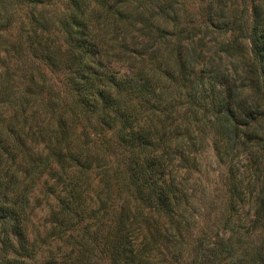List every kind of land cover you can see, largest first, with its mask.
Wrapping results in <instances>:
<instances>
[{"label": "trees", "instance_id": "16d2710c", "mask_svg": "<svg viewBox=\"0 0 264 264\" xmlns=\"http://www.w3.org/2000/svg\"><path fill=\"white\" fill-rule=\"evenodd\" d=\"M0 264H264V0H0Z\"/></svg>", "mask_w": 264, "mask_h": 264}, {"label": "rangeland", "instance_id": "374dc122", "mask_svg": "<svg viewBox=\"0 0 264 264\" xmlns=\"http://www.w3.org/2000/svg\"><path fill=\"white\" fill-rule=\"evenodd\" d=\"M202 161L205 175L210 176V180L213 185L216 184L220 176L225 171L224 166L218 164L212 149H208L202 155ZM43 215L44 214L37 212V217L35 218L36 221H39L41 218H43Z\"/></svg>", "mask_w": 264, "mask_h": 264}]
</instances>
